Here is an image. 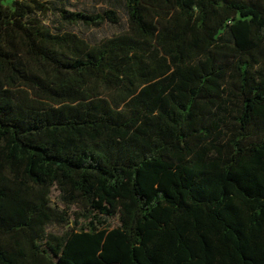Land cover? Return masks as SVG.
I'll return each mask as SVG.
<instances>
[{
    "label": "trees",
    "instance_id": "16d2710c",
    "mask_svg": "<svg viewBox=\"0 0 264 264\" xmlns=\"http://www.w3.org/2000/svg\"><path fill=\"white\" fill-rule=\"evenodd\" d=\"M123 4L0 0V264H264V0Z\"/></svg>",
    "mask_w": 264,
    "mask_h": 264
},
{
    "label": "rangeland",
    "instance_id": "374dc122",
    "mask_svg": "<svg viewBox=\"0 0 264 264\" xmlns=\"http://www.w3.org/2000/svg\"><path fill=\"white\" fill-rule=\"evenodd\" d=\"M55 3L57 6H66L73 11H87V12H102L103 10L114 8L120 15L121 21L119 24L105 23L101 27L91 28L83 25L72 28L79 33L90 43L95 44L102 39L111 37L117 33L124 31L127 27L126 14L124 10L123 0H48ZM53 15L48 16L45 20L46 23L53 25ZM52 201L55 205L62 207L58 199V192L54 190ZM78 210L77 206H72L71 211ZM71 212V213H72ZM111 223L117 224V219L111 220ZM67 227L65 225L55 224L48 228V231L55 233H62Z\"/></svg>",
    "mask_w": 264,
    "mask_h": 264
}]
</instances>
